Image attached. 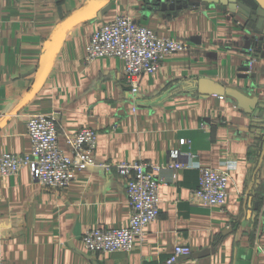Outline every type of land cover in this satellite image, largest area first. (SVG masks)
I'll list each match as a JSON object with an SVG mask.
<instances>
[{
    "label": "crops",
    "instance_id": "1",
    "mask_svg": "<svg viewBox=\"0 0 264 264\" xmlns=\"http://www.w3.org/2000/svg\"><path fill=\"white\" fill-rule=\"evenodd\" d=\"M87 1L0 0V154H28V116L53 114L64 153H70L64 134L92 128L95 161L111 165L85 167L61 189L35 183L27 168L0 176L3 264H167L176 244L191 254L173 264H264V157L257 164L255 140L245 129L249 118L226 95L178 89L201 77L264 98V49L252 47L246 28L217 7L172 15L149 9L148 0H111L101 18L68 32L43 84L27 99L45 41ZM120 14L187 45L166 55L155 73L141 74L135 97L124 85L122 59L84 60L91 33ZM175 151L190 167L161 171L159 215L143 239L129 252L85 251L80 238L86 230L128 225L125 181L114 164L160 165ZM196 164L229 165L223 207L188 201L198 184ZM206 249L212 252L193 257Z\"/></svg>",
    "mask_w": 264,
    "mask_h": 264
},
{
    "label": "built area",
    "instance_id": "2",
    "mask_svg": "<svg viewBox=\"0 0 264 264\" xmlns=\"http://www.w3.org/2000/svg\"><path fill=\"white\" fill-rule=\"evenodd\" d=\"M187 45L168 37H159L149 28L135 23L127 15H116L91 33L86 45L85 63L99 57H118L124 63V85L135 97L139 91V76L158 71L166 55L185 51ZM256 54V53H255ZM26 133L31 149L28 154H0V176L6 177L27 168L32 181L53 189L66 188L75 179L77 171L85 167L102 166L94 159L97 146V131L81 128L64 134L70 153H64L58 146L59 132L56 115L34 114L27 118ZM175 151L167 162L156 165L144 161H119L114 164L125 181L129 222L123 228L97 227L86 230L81 242L88 253L129 252L135 239L142 240L146 226L159 215V188L161 171L185 169ZM198 170V184L190 190L188 201L200 207H223L226 203L230 180L229 165L212 168L194 165ZM191 254L188 246L176 244L167 264H173L178 257ZM0 264L3 258L0 250Z\"/></svg>",
    "mask_w": 264,
    "mask_h": 264
},
{
    "label": "water",
    "instance_id": "3",
    "mask_svg": "<svg viewBox=\"0 0 264 264\" xmlns=\"http://www.w3.org/2000/svg\"><path fill=\"white\" fill-rule=\"evenodd\" d=\"M111 0H88L85 5L77 11L65 17L51 32L43 45L42 55L36 69L33 84L27 96L31 98L43 84L53 59L59 52V49L68 34V32L77 24L86 22L95 17L101 18L107 13ZM149 9L159 10L160 12H169L175 15L177 11L189 7H217L227 11L232 18H235L237 24L246 28L250 34L252 47L257 50L264 49V0H148ZM241 71L248 70V63L244 64ZM245 75L244 77H246ZM193 88L199 94H217L226 95L234 100L245 115L249 118V125L245 128L251 132L254 138V145L257 147V164L264 157V98L251 96L246 89H236L225 87L222 84L215 83L207 78H197L182 83L178 89ZM257 209V204H255ZM212 252V249H206L193 255L201 257Z\"/></svg>",
    "mask_w": 264,
    "mask_h": 264
}]
</instances>
